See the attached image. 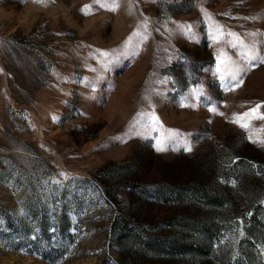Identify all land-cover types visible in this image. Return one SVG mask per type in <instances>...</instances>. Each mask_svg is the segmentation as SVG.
Wrapping results in <instances>:
<instances>
[{"label":"rangeland","instance_id":"rangeland-1","mask_svg":"<svg viewBox=\"0 0 264 264\" xmlns=\"http://www.w3.org/2000/svg\"><path fill=\"white\" fill-rule=\"evenodd\" d=\"M101 2L0 0V264H264V0Z\"/></svg>","mask_w":264,"mask_h":264},{"label":"snow or ice","instance_id":"snow-or-ice-1","mask_svg":"<svg viewBox=\"0 0 264 264\" xmlns=\"http://www.w3.org/2000/svg\"><path fill=\"white\" fill-rule=\"evenodd\" d=\"M38 2L43 3L44 0H38ZM96 3H99L101 7L104 8H111L112 10H115L116 8L119 7L118 4L116 3H112V4H106V3H102L101 0H96ZM86 8H90V5H86ZM203 10V9H202ZM187 27H191V25H188ZM222 28V26L217 25L216 27V32L217 34L213 37L214 39H219L220 35H223V33L220 31V29ZM139 34V33H137ZM229 35L236 37L237 40H239L243 50L247 53V57L249 60V64L248 67L245 68L243 66H240L238 64H236L234 61L231 60L230 57H226L225 60L221 61L220 57H218V71H221L220 69V63L224 64V68L222 70V74H221V80L224 79V72H227L229 74H231L232 78L234 80H238V82L240 84L243 83V80L240 79V74L249 70L250 68L256 67L257 63H254L253 61H259L261 63H264V55H260L258 49H257V42L255 40L251 41V43H245L243 40H240L238 34L236 33H229ZM251 35L254 37L256 35V33H251ZM145 39L147 38L146 36L144 37ZM132 37H129V42L131 41ZM104 56H108L109 54L107 52H103ZM237 85H233V87H235ZM182 106H185L182 104ZM191 106H195V105H191ZM261 107L260 104H257L254 108L244 112V113H237L234 114L235 115V119L234 122L239 124L241 127L244 128H248V121L253 119V118H258L261 120H264V112H260L259 108ZM213 112L216 111L215 108L211 109ZM222 114V113H221ZM141 115H145L148 117V121L149 124L145 125L146 128L151 127V129H163V125L162 122L160 121V118L158 115L155 114V112H151V113H142ZM164 132H168L169 135L165 136ZM133 134H137V133H133ZM176 139V130H169V129H163L161 137L157 139L156 141V148L158 151H165L166 147H165V143L166 142H170V141H174ZM249 140L253 139L252 135H249L248 137ZM261 143H264V139L261 140ZM185 150L186 151H191V144L190 143H186L185 146ZM63 175H67V173H62ZM233 183H235V181H233ZM241 235H243V232H241ZM21 251H23V249H21ZM261 251L264 252V246L261 247Z\"/></svg>","mask_w":264,"mask_h":264}]
</instances>
